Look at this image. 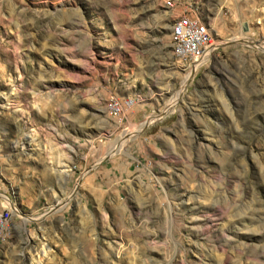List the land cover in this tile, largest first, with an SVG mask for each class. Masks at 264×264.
Instances as JSON below:
<instances>
[{
	"label": "rangeland",
	"instance_id": "obj_1",
	"mask_svg": "<svg viewBox=\"0 0 264 264\" xmlns=\"http://www.w3.org/2000/svg\"><path fill=\"white\" fill-rule=\"evenodd\" d=\"M0 208V264H264V0H0Z\"/></svg>",
	"mask_w": 264,
	"mask_h": 264
},
{
	"label": "built area",
	"instance_id": "obj_2",
	"mask_svg": "<svg viewBox=\"0 0 264 264\" xmlns=\"http://www.w3.org/2000/svg\"><path fill=\"white\" fill-rule=\"evenodd\" d=\"M170 44L173 46V56L178 63L190 60V67L183 71L189 75L195 73L208 59L218 46L211 29L197 17L180 15L177 17L176 28H170ZM139 101H130L124 97L120 99L110 96L106 102L108 114L114 118L120 117L125 110ZM10 211L0 208V236L8 228Z\"/></svg>",
	"mask_w": 264,
	"mask_h": 264
},
{
	"label": "bare ground",
	"instance_id": "obj_3",
	"mask_svg": "<svg viewBox=\"0 0 264 264\" xmlns=\"http://www.w3.org/2000/svg\"><path fill=\"white\" fill-rule=\"evenodd\" d=\"M176 26H177V22L175 23V25H174L173 28H176ZM180 62L184 63V64L186 65L187 68L190 67V60H181ZM187 75H189V73H188ZM128 100L133 101V100H131V99H128ZM0 237H3V236H0Z\"/></svg>",
	"mask_w": 264,
	"mask_h": 264
}]
</instances>
